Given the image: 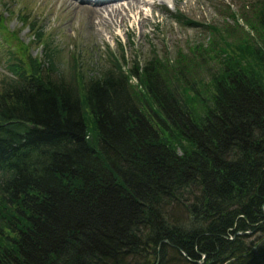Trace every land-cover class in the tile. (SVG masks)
Returning <instances> with one entry per match:
<instances>
[{
  "label": "trees",
  "instance_id": "16d2710c",
  "mask_svg": "<svg viewBox=\"0 0 264 264\" xmlns=\"http://www.w3.org/2000/svg\"><path fill=\"white\" fill-rule=\"evenodd\" d=\"M227 15L189 56L88 77L20 44L0 82V264H264V0Z\"/></svg>",
  "mask_w": 264,
  "mask_h": 264
},
{
  "label": "rangeland",
  "instance_id": "374dc122",
  "mask_svg": "<svg viewBox=\"0 0 264 264\" xmlns=\"http://www.w3.org/2000/svg\"><path fill=\"white\" fill-rule=\"evenodd\" d=\"M122 1L111 3L115 7L125 5V0ZM144 1L140 5L141 12H128L129 19L121 27L117 25L118 19H113V23L103 14L108 24L98 25L95 20L94 34L87 36V14L67 7V0H0V82L12 75L8 64L13 57H19L17 52L21 43L28 48L27 53L37 60L45 58L44 44H50L56 52L58 69L66 79L70 77L74 60L79 62L86 77L105 70L112 56L124 62L128 69L133 68L135 63L145 64L154 55L172 63L179 53L189 56L194 47H206L212 37L211 27L223 30L235 26L227 15L229 11L238 17L242 26L246 24L243 15L253 16L258 4V0ZM77 4L85 3L78 1ZM175 15L183 16L188 24L175 22ZM30 23L43 34L41 43L33 37ZM244 35L238 30L228 41L235 42ZM207 59L209 65L201 71L203 84L206 85L210 81V73L217 70V61ZM207 87L199 85L204 97H208L211 89L209 85Z\"/></svg>",
  "mask_w": 264,
  "mask_h": 264
},
{
  "label": "bare ground",
  "instance_id": "6f19581e",
  "mask_svg": "<svg viewBox=\"0 0 264 264\" xmlns=\"http://www.w3.org/2000/svg\"><path fill=\"white\" fill-rule=\"evenodd\" d=\"M78 1H82L85 4L79 5L77 4ZM119 1L121 0H67V7H69L74 11H81L87 14L86 35L93 36L94 34L93 29L96 25L94 22L95 20L98 21V22L96 21L98 25H102L103 23L108 24V21L104 19V16L106 15L113 23H115L114 20L118 19L119 23H117V25L121 27L124 21L127 22L128 12L138 11V13H140L141 12L140 5L142 6V4L145 3L144 0H125V5L120 4L118 6L116 5V7L114 4L111 3V2L119 3ZM123 13L125 15H123ZM103 14L105 15L102 16Z\"/></svg>",
  "mask_w": 264,
  "mask_h": 264
}]
</instances>
